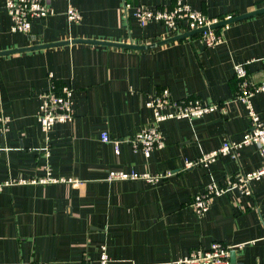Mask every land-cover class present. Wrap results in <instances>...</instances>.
Instances as JSON below:
<instances>
[{
  "label": "crops",
  "instance_id": "crops-1",
  "mask_svg": "<svg viewBox=\"0 0 264 264\" xmlns=\"http://www.w3.org/2000/svg\"><path fill=\"white\" fill-rule=\"evenodd\" d=\"M174 1L72 0L81 14L73 23L64 16L66 3L55 0V14L34 20L25 35L10 32L0 0V51L73 39L156 43L174 36L162 23L139 26L123 5L157 9ZM184 1L222 22L264 8V0ZM216 28L222 42L214 47L193 34L145 50L75 43L0 56V99L10 117L9 131L0 137V181L47 173L56 180L0 191V264H96L103 243L109 264H184L179 261L189 251L212 242L232 248L231 264H264V177L250 183L249 196L231 188L202 214L191 206L206 185H224L263 165L256 148L246 145L236 157L185 167L226 139L241 140L248 128L246 108L234 98V67L245 64L254 82L264 78V13ZM63 84L73 89L74 118L49 131L45 159L36 120L39 96ZM165 88L172 99L224 103L225 112L163 121L164 146L148 158L125 142L116 154L112 143L100 140L103 132L125 139L148 126L153 115L145 104ZM250 102L264 124V94ZM111 170L170 174L155 183L107 182Z\"/></svg>",
  "mask_w": 264,
  "mask_h": 264
},
{
  "label": "built area",
  "instance_id": "built-area-1",
  "mask_svg": "<svg viewBox=\"0 0 264 264\" xmlns=\"http://www.w3.org/2000/svg\"><path fill=\"white\" fill-rule=\"evenodd\" d=\"M55 0H3V7L9 17L10 32L28 35L34 20L45 19L55 14L52 2ZM66 3L64 16L67 21L78 23L81 20L80 12L71 4L72 0H58ZM125 13L132 9L133 17L138 25L143 27L148 23L158 22L165 25L172 36L183 33L198 31L195 35L206 47H214L222 42V35L214 25L222 22L218 19L209 18L203 11L193 8L184 0H175L172 5L166 8L149 9L141 4L125 3ZM225 17L224 20H228ZM227 25L223 26L226 29ZM234 77L237 80L238 90L235 99L241 101L246 108L248 128L239 141L224 140L218 149L202 154L193 161H186L185 167L207 166L221 155L236 157L239 149L246 145H253L262 159L263 165L256 171L240 173L232 179H227L224 185L210 183L206 185L204 192L196 194L191 202L193 210L197 214L204 213L213 198L224 194L231 188H237L241 194H251L250 183L264 177V124L259 115L253 109L250 98L256 94H264V78L254 82L249 79L245 64L234 67ZM39 107L36 112V120L43 135L44 145L40 149L45 159L50 155V144L48 133L55 124L69 123L74 118L73 112V89L69 84L59 87L51 86L50 89L39 96ZM152 110L153 119L151 123L140 128L133 136L125 139H112L107 133L100 135L104 143H112L115 153H119V144L128 143L133 151H139L145 158H148L152 151L164 146L163 135L160 131V123L168 119H195L201 118L209 113L222 114L225 112L224 103H205L195 97L172 99L168 89L150 96L145 104ZM10 117L5 115L0 99V137L9 131ZM47 168L46 170H48ZM170 173L150 174L147 172L111 170L106 175V181L145 180L148 183H155ZM55 182L49 174L38 179L0 181V191L15 184L24 183H46ZM230 246L220 242H212L207 249H193L179 261L184 264H231ZM110 257L105 243L99 245L98 259L96 264H109ZM30 264H49L48 262Z\"/></svg>",
  "mask_w": 264,
  "mask_h": 264
},
{
  "label": "water",
  "instance_id": "water-1",
  "mask_svg": "<svg viewBox=\"0 0 264 264\" xmlns=\"http://www.w3.org/2000/svg\"><path fill=\"white\" fill-rule=\"evenodd\" d=\"M264 13V8L251 11L248 13H243L241 15H237L235 17H231L226 21L220 22L214 27L223 24V23H228V22H233V21H238L242 20L245 18H249L258 14ZM198 33V31H193V32H188L186 34H181L174 36L169 39H165L156 43H152L149 45H134V44H126V43H115V42H107V41H97V40H87V39H73V40H66V41H60V42H55V43H45V44H39V45H32L29 47H24V48H18V49H10V50H5V51H0V56L3 55H10V54H15V53H20V52H27V51H32V50H39V49H45V48H52V47H58V46H63V45H68V44H75V43H85V44H93V45H101V46H107V47H116V48H123V49H132V50H145V49H151L157 46H161L163 44H166L168 42L180 40L182 38H185L189 35H193ZM232 255V254H231Z\"/></svg>",
  "mask_w": 264,
  "mask_h": 264
}]
</instances>
